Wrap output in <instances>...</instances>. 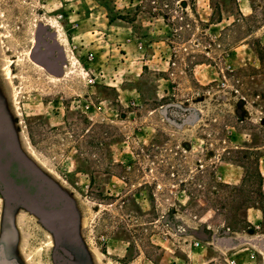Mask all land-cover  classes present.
<instances>
[{
	"label": "rangeland",
	"instance_id": "rangeland-1",
	"mask_svg": "<svg viewBox=\"0 0 264 264\" xmlns=\"http://www.w3.org/2000/svg\"><path fill=\"white\" fill-rule=\"evenodd\" d=\"M262 235L264 0H0V264H264Z\"/></svg>",
	"mask_w": 264,
	"mask_h": 264
},
{
	"label": "crops",
	"instance_id": "crops-1",
	"mask_svg": "<svg viewBox=\"0 0 264 264\" xmlns=\"http://www.w3.org/2000/svg\"><path fill=\"white\" fill-rule=\"evenodd\" d=\"M259 240L260 239V242H261V244H262V241L264 240V235H262V236H256V240ZM239 242V241H238Z\"/></svg>",
	"mask_w": 264,
	"mask_h": 264
},
{
	"label": "built area",
	"instance_id": "built-area-1",
	"mask_svg": "<svg viewBox=\"0 0 264 264\" xmlns=\"http://www.w3.org/2000/svg\"><path fill=\"white\" fill-rule=\"evenodd\" d=\"M195 246L198 247V246H199V242H196V243H195Z\"/></svg>",
	"mask_w": 264,
	"mask_h": 264
},
{
	"label": "bare ground",
	"instance_id": "bare-ground-1",
	"mask_svg": "<svg viewBox=\"0 0 264 264\" xmlns=\"http://www.w3.org/2000/svg\"><path fill=\"white\" fill-rule=\"evenodd\" d=\"M7 77H8V76H7ZM262 242H264V240H263Z\"/></svg>",
	"mask_w": 264,
	"mask_h": 264
}]
</instances>
